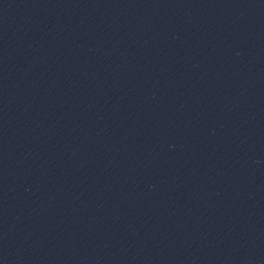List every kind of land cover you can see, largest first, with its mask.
I'll list each match as a JSON object with an SVG mask.
<instances>
[{"label": "water", "instance_id": "obj_1", "mask_svg": "<svg viewBox=\"0 0 264 264\" xmlns=\"http://www.w3.org/2000/svg\"><path fill=\"white\" fill-rule=\"evenodd\" d=\"M0 264H264V0H0Z\"/></svg>", "mask_w": 264, "mask_h": 264}]
</instances>
